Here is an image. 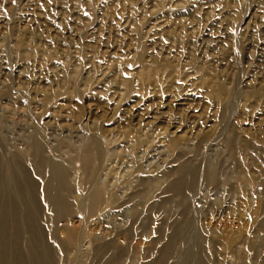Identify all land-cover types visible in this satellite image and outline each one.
<instances>
[{
  "label": "rangeland",
  "instance_id": "374dc122",
  "mask_svg": "<svg viewBox=\"0 0 264 264\" xmlns=\"http://www.w3.org/2000/svg\"><path fill=\"white\" fill-rule=\"evenodd\" d=\"M214 82L230 92L220 104L204 93ZM263 93L264 0H0V156L28 151L38 129L43 155L67 159L75 182L80 171L70 156L98 131L111 155L99 177L110 187L136 163L141 168L120 190V206L90 217L93 235L67 248L63 264L77 255L105 264L93 251L97 241L109 244L110 255L126 246L122 264H149L182 220L187 225L164 264H239L222 248L238 232L257 241V252L243 260L261 264L264 232L252 223L264 219V188L247 186L240 174L264 178V143L255 141L264 140ZM27 157L20 163L41 184ZM185 163L198 176L171 196L166 186ZM209 164L216 185L202 177ZM150 176L160 184L148 183ZM41 201L42 236L56 252L62 228L85 220L74 208L51 236ZM242 242L235 246L245 250Z\"/></svg>",
  "mask_w": 264,
  "mask_h": 264
},
{
  "label": "bare ground",
  "instance_id": "6f19581e",
  "mask_svg": "<svg viewBox=\"0 0 264 264\" xmlns=\"http://www.w3.org/2000/svg\"><path fill=\"white\" fill-rule=\"evenodd\" d=\"M161 65L163 70H165L164 66H166V64L164 63ZM146 72L141 74L144 79L147 77ZM162 82L164 81L162 80ZM162 84L160 80V85ZM211 85L213 84H206L204 92L209 96V99H212L215 102L219 101L218 103L220 104L222 101H226L227 98L230 97L229 90H222L223 86L218 82L213 86ZM176 93L177 92L174 94ZM254 93L255 95H261L260 91H257V89ZM174 94L173 96H175ZM46 97L50 98L49 95H46ZM241 99L242 104L244 105L247 99L245 97H241ZM255 99L257 100L258 96ZM106 141V136H104V140H101L100 134L97 131L96 135H91L84 145L81 144L82 147L78 152L76 151L72 156L68 155V157L70 156L71 158V162L76 163L78 166L76 169L80 171L79 180H75V182L71 180L72 178L69 175L67 159L55 161L54 159L43 155L42 148L44 142L38 129H34V131L29 134L27 144L28 151H16L15 154H11L5 158L0 156V264H63L61 262V256L67 248L76 249V247H78V240L81 239V236L91 237L93 235L92 232H89L90 230L86 228L90 217L92 215H99L103 212H107L109 209H112V207H118L123 203L120 199L125 192L123 191L121 194L120 190L127 184L129 178L133 177L134 173L138 174L141 171V168L134 160L136 163L134 172H130L128 175L124 176L125 178H123L120 183H116L113 187H110L107 184V181L103 180L102 177V179L99 177V173L105 169V163L111 156H108L109 153L106 151L108 150L110 152L109 147L108 149L106 148V144L109 142L106 143ZM255 141L259 144L264 143L262 138H256ZM168 147L169 149H172L170 144H168ZM27 155V161H30L33 173L37 177H41V184L37 183L36 180L32 178L30 171L27 170L28 167L25 168L20 163V159H23L24 156ZM197 169V167L191 164L185 163L179 165L175 169L178 176L175 180L168 183L166 191L171 196H174L175 192L180 194V192L186 188V184H188L186 181L190 180V185L195 183ZM104 174H106V172ZM201 174L203 175L202 177L206 181V184L216 185L218 183L217 173L210 164L202 170ZM140 176L141 175H139L138 183H136L138 184V187H142L144 182H146L145 179ZM240 176L242 177L241 180L247 184V186L254 185L255 187L262 186V188H264V178L262 180H257L252 173H250L249 169H247V171H242ZM155 177L150 178L147 182H151V184H154L155 186L160 184L159 178ZM155 188L157 189V187ZM136 196H138V193L134 191V193H131L128 198H135ZM39 200L43 201V205L45 204L44 206H46L50 212L48 220L50 227L49 234L51 236H54L55 228L58 226L56 222L61 217L71 218L72 213L75 211L80 218L82 217L81 220H85L82 221L80 225L81 227L65 225L62 228L65 236L56 240V247L58 248L56 252L48 249L49 247L46 242H44L42 236V230L40 227L41 208ZM112 203L116 204L113 206ZM130 208L132 214L138 211L137 204ZM258 219L259 220H254L255 224H252L255 225L258 230L264 232V219L263 221L260 218ZM186 225L187 222L182 220L178 226L168 232L166 237L167 241L159 250L157 258L149 264H164L165 261L169 259L174 244L172 240L177 235L183 234V229H185ZM129 228L128 231H130ZM238 239L243 241L242 243L244 244L245 250H242L241 248L243 245L241 247L235 246V242ZM223 242V251L232 252L238 257V259H241L239 264H249L246 259L243 260L244 254L249 252L250 255H254L255 252H257L255 251L257 241L253 234L242 235V233L238 232L235 236L228 237ZM95 243L93 251L99 256V260L105 259L103 263H123V255L127 249L126 246L122 245L123 247L118 248L114 255H110L108 254L109 244L107 242L97 241ZM136 249L139 248L136 246ZM123 250L125 251L123 252ZM137 251L138 250L135 252L137 253ZM262 258L261 264H264V257ZM72 261L71 264H86L85 259L78 257V255L77 257H74ZM131 264H136L134 259L131 261ZM194 264L206 263L202 258H198ZM213 264H217V262Z\"/></svg>",
  "mask_w": 264,
  "mask_h": 264
}]
</instances>
